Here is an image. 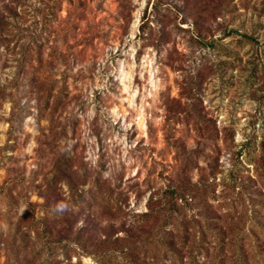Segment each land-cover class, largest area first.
Segmentation results:
<instances>
[{
    "label": "rangeland",
    "instance_id": "1",
    "mask_svg": "<svg viewBox=\"0 0 264 264\" xmlns=\"http://www.w3.org/2000/svg\"><path fill=\"white\" fill-rule=\"evenodd\" d=\"M263 140L264 0H0V264H188L264 202Z\"/></svg>",
    "mask_w": 264,
    "mask_h": 264
},
{
    "label": "trees",
    "instance_id": "2",
    "mask_svg": "<svg viewBox=\"0 0 264 264\" xmlns=\"http://www.w3.org/2000/svg\"><path fill=\"white\" fill-rule=\"evenodd\" d=\"M262 146L264 150V140ZM261 160H264V154ZM261 160L257 164V169L262 167ZM207 190L204 185L199 183H192L189 188L183 189L169 187L165 190L164 205L156 211H146L144 216L147 220L156 214L159 216L162 213L172 216L182 204L188 201L189 196L187 194L193 196L195 192L205 193ZM242 194L243 190L241 196ZM112 197L109 193L95 190L87 196V203L90 205L98 199L97 201H102L106 207L113 211L121 210L119 198L112 199ZM87 198L81 192L74 190L68 211L73 213L76 209H80L79 203L84 204ZM252 204V208L243 213L237 222L233 217L226 224H219L215 221L211 223L212 225L207 226L211 232L210 238H207L203 228H200L199 236L193 243L194 249L188 254V264H201L200 259L202 258L208 261L209 264H264V202L258 205V209L255 208L257 205L255 202H252ZM259 207H261L260 210ZM33 221L29 224L31 229H33V223H35ZM187 232V229H185L181 233H171L168 237L170 240L167 245L168 249L176 253L172 245H174L177 238L182 244L181 247L186 248L189 239Z\"/></svg>",
    "mask_w": 264,
    "mask_h": 264
}]
</instances>
